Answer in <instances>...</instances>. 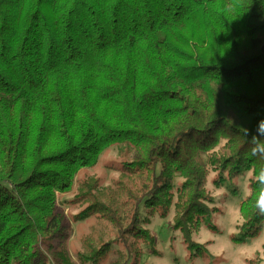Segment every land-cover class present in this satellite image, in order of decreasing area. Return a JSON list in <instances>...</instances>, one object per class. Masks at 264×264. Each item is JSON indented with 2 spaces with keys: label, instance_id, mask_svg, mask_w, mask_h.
Here are the masks:
<instances>
[{
  "label": "trees",
  "instance_id": "16d2710c",
  "mask_svg": "<svg viewBox=\"0 0 264 264\" xmlns=\"http://www.w3.org/2000/svg\"><path fill=\"white\" fill-rule=\"evenodd\" d=\"M260 120L264 0H0V264H143L171 211L205 256L192 234L217 230L210 170L216 186L251 172L232 240L257 237ZM110 146L120 173L102 187L86 169Z\"/></svg>",
  "mask_w": 264,
  "mask_h": 264
},
{
  "label": "rangeland",
  "instance_id": "374dc122",
  "mask_svg": "<svg viewBox=\"0 0 264 264\" xmlns=\"http://www.w3.org/2000/svg\"><path fill=\"white\" fill-rule=\"evenodd\" d=\"M119 159L116 146H110L100 154L95 166L86 169V176L90 180L102 179V187L111 186L120 173ZM213 174L214 172L210 170L206 188L213 199L209 207L213 209L211 222L217 230L210 229L202 223L192 234L196 242L211 241L207 246L208 254L201 257L189 256V251L185 248L179 231L171 229L173 217V211H171L166 217H160L157 214L152 217L148 228L156 237L157 253L145 251L141 258L143 264H245L249 258H255L264 264V229L257 237L248 238L244 242L232 240V237L236 239L240 237L238 232V225L241 222L239 206L242 199L249 193L248 182L251 172L246 171L237 180L232 183L226 182L221 186L213 183ZM179 180L180 178H176V181ZM78 189L79 186L75 183L71 193L59 198L60 206L65 213L72 214L79 210V206H72L65 202L70 201ZM233 189H237L236 193L232 192ZM89 224L90 220L71 224V240L75 246L81 247L79 243L81 234L90 233ZM99 228L102 232V228L100 226ZM115 248L116 246L113 245L112 249ZM114 258L112 252H109L103 262L89 264H112Z\"/></svg>",
  "mask_w": 264,
  "mask_h": 264
},
{
  "label": "clouds",
  "instance_id": "9594fccd",
  "mask_svg": "<svg viewBox=\"0 0 264 264\" xmlns=\"http://www.w3.org/2000/svg\"><path fill=\"white\" fill-rule=\"evenodd\" d=\"M243 131L245 135L248 134L247 129H243ZM257 132L260 135H264V120L258 121ZM252 141V154L264 157V151H262V148H264V139H260L257 135H253ZM256 180L260 185H264V168H261L259 170V173L256 176ZM255 207L260 214H264V193H262L260 197L255 201Z\"/></svg>",
  "mask_w": 264,
  "mask_h": 264
}]
</instances>
